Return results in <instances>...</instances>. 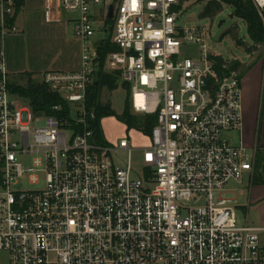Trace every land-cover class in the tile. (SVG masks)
Returning a JSON list of instances; mask_svg holds the SVG:
<instances>
[{
    "label": "built area",
    "instance_id": "2783aa9c",
    "mask_svg": "<svg viewBox=\"0 0 264 264\" xmlns=\"http://www.w3.org/2000/svg\"><path fill=\"white\" fill-rule=\"evenodd\" d=\"M44 2L47 22L71 16L81 66L39 76L66 108L35 115L9 92L0 50V251L9 264H264V221L239 224L228 188L245 176L251 185L255 172L256 147L224 138L241 137V75L229 68L235 60L211 53V27L181 24L182 0ZM0 6L1 31H14V0ZM103 40L116 50L101 66ZM99 71L118 78L130 115L154 116L149 135L136 130L146 146L128 135L109 143L90 128Z\"/></svg>",
    "mask_w": 264,
    "mask_h": 264
},
{
    "label": "crops",
    "instance_id": "0c3cea01",
    "mask_svg": "<svg viewBox=\"0 0 264 264\" xmlns=\"http://www.w3.org/2000/svg\"><path fill=\"white\" fill-rule=\"evenodd\" d=\"M44 3V0H23L21 9L13 15L15 30L4 33L1 31L3 12L0 6V50L8 76L31 74L35 78L46 72L80 69L81 44L72 33L71 16L60 13L58 21L47 22ZM69 27L70 36L66 31ZM263 61L261 57L252 63L248 72L241 77L242 134L239 145L256 147V150H264ZM122 112L123 108L118 115ZM254 176L251 185L245 176L247 186L243 190L244 200L237 204L236 209L242 216H247L249 223L258 225L264 221V184H255Z\"/></svg>",
    "mask_w": 264,
    "mask_h": 264
},
{
    "label": "trees",
    "instance_id": "16d2710c",
    "mask_svg": "<svg viewBox=\"0 0 264 264\" xmlns=\"http://www.w3.org/2000/svg\"><path fill=\"white\" fill-rule=\"evenodd\" d=\"M186 0H182L185 2ZM23 0H14V16L21 9ZM223 5H230L234 9L235 16L245 22L248 37L253 42L254 46L248 47L238 39L234 28L229 29L225 35H229L237 46H244L247 55L257 51V46L264 43V8L259 9L255 6L253 0H207V4L201 13V18H214L223 10ZM13 18L11 19V23ZM108 24H112L108 21ZM99 62L102 66L106 55L115 51L116 48L109 44L108 40H103L98 43ZM256 61V60H255ZM254 61V62H255ZM253 62V63H254ZM253 64L245 65L240 62H232L229 66L231 70L239 71L243 77ZM24 77L28 80L25 86L8 84V90L11 94L23 99L30 107L33 114L51 115L55 114L52 111L53 106H61L66 108L65 103L57 96L46 90L41 83L29 82L33 77L31 74L17 75L13 78ZM118 88V78L116 76L106 74L99 71L96 74L95 85L90 90L87 97V107L93 110L95 114V121L92 122L90 128L95 132L98 138H102L100 130V120L105 117H116L121 123L127 125L128 129H135L143 132L145 135L151 133L154 125V116L135 117L130 115L127 98L125 100L124 110L121 115H116L109 102L103 104L101 102V93L103 90L113 92ZM255 184H264V150H256L255 160Z\"/></svg>",
    "mask_w": 264,
    "mask_h": 264
},
{
    "label": "rangeland",
    "instance_id": "374dc122",
    "mask_svg": "<svg viewBox=\"0 0 264 264\" xmlns=\"http://www.w3.org/2000/svg\"><path fill=\"white\" fill-rule=\"evenodd\" d=\"M207 4V0H186L183 3L182 9V18H180V23L183 25H203L210 26V35L211 39L208 43L209 49L211 53L220 55L225 60H235L245 65H249L253 63L255 60L258 61L261 57L264 60V43H261L257 46V51L251 53V55H247L244 46H254L253 42L248 37L246 31L245 22L239 20L235 14L234 9L230 5H223V10L216 17L210 18H201L200 15L203 12L205 6ZM259 9V8H257ZM263 9V8H262ZM261 9H259V12ZM236 27V28H234ZM234 28L238 39L244 44V46H237L233 39L229 35H225V33ZM69 36L71 33V27L66 30ZM102 37L101 33H97L93 38L90 39V42L96 41ZM255 61V62H256ZM264 65V61H263ZM241 75V74H240ZM17 74H9V83H14L15 85L25 86L28 83V80L24 77L13 78L16 77ZM39 75L33 77L29 82L39 83ZM262 95V93H261ZM125 92L121 88H117L114 92H108L103 90L101 93V102L103 104L109 102L112 105V109L115 111L116 115L120 114L124 100H125ZM19 100V97H17ZM100 130L102 132L103 138L109 143H116L118 140L125 138L127 135L130 138V141L135 146H146L149 142L146 136L139 134L135 129H130L128 131L127 125L121 123L116 117H105L100 120ZM242 134V133H241ZM224 138L229 141V143L233 146H238L240 143V134L238 131L227 132L224 134ZM248 154H251V151H247ZM138 155L135 156V160H138ZM25 167L30 166V162L27 161ZM246 181L243 184L238 185L236 183L230 182L228 184V188L232 190L230 197L232 199L235 198L237 204L243 202L244 195L243 190L246 187ZM21 186L15 187V189H19ZM236 216L239 224L243 223L241 212L236 209ZM0 264H9L8 256L0 251Z\"/></svg>",
    "mask_w": 264,
    "mask_h": 264
},
{
    "label": "water",
    "instance_id": "95a60500",
    "mask_svg": "<svg viewBox=\"0 0 264 264\" xmlns=\"http://www.w3.org/2000/svg\"><path fill=\"white\" fill-rule=\"evenodd\" d=\"M113 16V6L111 5L108 10V18L111 19Z\"/></svg>",
    "mask_w": 264,
    "mask_h": 264
},
{
    "label": "bare ground",
    "instance_id": "6f19581e",
    "mask_svg": "<svg viewBox=\"0 0 264 264\" xmlns=\"http://www.w3.org/2000/svg\"><path fill=\"white\" fill-rule=\"evenodd\" d=\"M259 2L264 5V0H259Z\"/></svg>",
    "mask_w": 264,
    "mask_h": 264
}]
</instances>
